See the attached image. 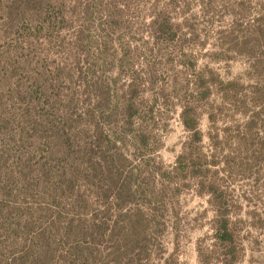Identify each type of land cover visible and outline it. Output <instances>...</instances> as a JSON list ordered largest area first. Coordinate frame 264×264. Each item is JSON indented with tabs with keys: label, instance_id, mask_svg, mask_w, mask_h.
<instances>
[{
	"label": "rangeland",
	"instance_id": "rangeland-1",
	"mask_svg": "<svg viewBox=\"0 0 264 264\" xmlns=\"http://www.w3.org/2000/svg\"><path fill=\"white\" fill-rule=\"evenodd\" d=\"M217 199L235 264H264V0H0V264H123L131 220L132 264H222Z\"/></svg>",
	"mask_w": 264,
	"mask_h": 264
},
{
	"label": "trees",
	"instance_id": "trees-1",
	"mask_svg": "<svg viewBox=\"0 0 264 264\" xmlns=\"http://www.w3.org/2000/svg\"><path fill=\"white\" fill-rule=\"evenodd\" d=\"M152 25L156 27L155 32L157 31L161 35H167V33H169L170 30H172L173 28L172 22H170L169 18H167L164 12L159 13V15L155 17V19L152 21ZM203 84H204L203 86L206 87L205 89H209L207 87L208 85H205L204 82ZM227 85L234 87L235 82H228ZM133 106L134 104L132 102H128L125 105V112L123 114V117L127 122L128 119H131L134 115V113L131 112ZM179 117L184 129L190 133V137H189V142L185 144L181 154L178 155L177 157V166L175 170L182 171L185 174V176H189V173L193 174L195 172L194 169L198 167V165L200 164L199 162H204L205 164L206 158L202 154L201 148L199 146L202 139V133L200 132L198 126L197 110L194 106H192V104L190 103L183 104V106H181ZM143 138L146 139L145 135H143ZM140 140L143 142L142 139ZM207 192L213 193L214 196V193H216V187L213 183L208 185ZM215 201H217L216 206L218 208L216 209V215H215L216 218L214 220L215 221L214 237L217 240V242L225 243L223 250L226 251L225 255H227V258L222 260L223 261L222 264H235L236 263V256H235L236 253L234 252L235 236L233 232H231V229L229 228L230 223L228 219V212L225 209H223L220 200L217 199ZM136 226L137 223L134 220L129 221L127 227L124 228V231L127 232V237L125 238V240L116 241V245H114L113 247L114 250L111 251V258L114 263L119 262L126 256H128L129 258L124 260L123 264H132L133 263L132 261L136 260L138 256L137 250L142 249L141 247H137L135 241H133V237L138 236ZM134 247H137V249H133ZM90 253L91 252L86 251V248L82 250L76 248L75 259L79 260L81 264H109L104 259L96 260L97 262L95 260L89 261V259H91V257L89 256ZM130 255H132V257ZM207 261L209 260L202 258L200 260V255H199V264H208Z\"/></svg>",
	"mask_w": 264,
	"mask_h": 264
}]
</instances>
